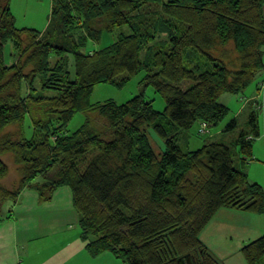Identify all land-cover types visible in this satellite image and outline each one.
<instances>
[{"label": "trees", "instance_id": "trees-1", "mask_svg": "<svg viewBox=\"0 0 264 264\" xmlns=\"http://www.w3.org/2000/svg\"><path fill=\"white\" fill-rule=\"evenodd\" d=\"M97 19L104 25L92 26ZM124 26L129 32H119L113 42L84 48L87 39L98 41L103 31ZM161 32L167 44L153 47ZM8 42L16 63L5 61ZM230 43L234 57L212 53ZM186 48L199 61L190 67ZM263 48L264 0H51L42 30L16 26L9 0H0V179L8 171L1 159L6 153L20 176L13 190L0 185V205H12L25 187L48 201L67 186L90 256L111 253L122 264H179L185 256L193 264H223L200 233L221 207L264 214V187L248 180L245 167L255 159L251 146L261 105L248 102V130L232 146L206 140L191 150L178 136L195 122L196 135H211L210 127L229 111L219 96L251 85L264 68ZM141 69L144 84L163 98L162 110L142 93L122 103L90 102L95 84L121 87ZM183 79L194 82L182 89ZM78 111L84 122L66 133ZM236 124L233 116L222 131ZM11 125L16 132L6 130ZM150 133L163 141L159 152ZM233 146L240 167L233 163ZM9 212L0 213V221ZM239 251L246 264H264V234Z\"/></svg>", "mask_w": 264, "mask_h": 264}, {"label": "rangeland", "instance_id": "rangeland-1", "mask_svg": "<svg viewBox=\"0 0 264 264\" xmlns=\"http://www.w3.org/2000/svg\"><path fill=\"white\" fill-rule=\"evenodd\" d=\"M10 4L16 26L33 27L38 30L46 27L50 17V0H10ZM103 25L104 21L101 19H97L92 22V26L96 28ZM119 32L127 33L129 32V29L124 26L121 28H115L111 32L103 31L98 41L87 39L84 48L87 51L99 49L113 42ZM152 44L153 47H159L161 44H167L166 35L163 32L157 34V38L152 42ZM229 47H232L231 43L224 47L218 46L217 49L212 53H214L215 56L225 55L229 58H232V55L234 57L235 54L232 50H230ZM144 54L145 49L141 51V57H143ZM4 56L5 61L9 64L12 62L16 63L18 60V54L13 50L12 44L10 42H8L4 47ZM23 59L24 55L21 57V62ZM184 59L185 65L188 67L195 65L198 61V58L196 57L195 52L192 48H186L184 52ZM199 60L207 63V58L205 57H200ZM30 67L31 66L25 67L24 71H27L28 69H30ZM68 69H70L71 71L73 70L72 57L71 59H69ZM144 74L145 70L141 69L135 75L130 76V78L121 87L105 82L95 84L90 95V102L95 103L105 100H113L116 103H122L128 100L130 97L142 93L143 97L146 100H152L153 108H155L156 110H162L164 107V100L158 93L154 91L153 87L144 84ZM258 77L259 75H257L251 85L247 87V91H245L246 89L244 90V93H223L219 96L218 101L228 106L229 111L218 125L210 127L211 135H196L195 133L198 122H195L188 129L180 130L178 142L182 146L187 147L191 150L200 147L206 140H219L229 145L232 144L231 142L238 137L241 130H248V115L250 112V107L246 105L242 108L243 101L241 98L243 97V94L248 93V90L256 89L255 81ZM193 82L194 81L192 79H183L178 82V85L182 89H186L190 87ZM260 83L257 87V95L261 94L264 91V89L260 87ZM263 97L264 96L260 97L262 102H264ZM262 114L263 113H261V110H259L258 120L261 119ZM233 116H236V126L233 129L222 131V128ZM84 119L85 116L82 112H75L72 118L65 125L64 131L66 133H72L84 122ZM17 128L18 127L16 125H11L7 127L6 130H8L9 132H16ZM23 128L25 136H30L32 133V127L30 126V120L28 116H26L25 118V124ZM150 140L152 148L155 150V152H159L160 150H162L164 145L162 140L156 137L153 133H150ZM233 152V163L235 166L240 167L241 164L238 155V146H233ZM1 159L7 165L8 171L7 174L0 179V185L7 189L13 190L17 186L20 178L18 165L14 162L11 153L1 155ZM250 165V162H248V164H245V167H247L246 170L250 169ZM83 166L84 164L82 163L81 167ZM262 172L264 173V167H262ZM263 176L264 174H260V177H256V175L251 173L249 178H257V180L264 186ZM40 179L41 178H36L35 181ZM8 205V200L3 201V203L0 205V213H4ZM260 219H262L263 221V229H261L262 226H260L259 224ZM262 234H264V214H253L251 212L233 209L230 207H221V209L213 215L208 224L203 228L200 233V238L206 244V246L207 239L212 242L211 244L216 248L214 254L219 260H221L223 264H246L239 251V248L243 244ZM110 255L116 261L122 264L119 259H116L112 254ZM108 264L113 263L111 261H108ZM114 264H117V262Z\"/></svg>", "mask_w": 264, "mask_h": 264}, {"label": "crops", "instance_id": "crops-1", "mask_svg": "<svg viewBox=\"0 0 264 264\" xmlns=\"http://www.w3.org/2000/svg\"><path fill=\"white\" fill-rule=\"evenodd\" d=\"M258 75L255 81L256 89L248 90V93L240 98L248 99L242 102V108L248 105L249 101L257 99L263 113L258 120L259 135L254 138L253 141L256 142H252L251 146V154L255 159L250 162V169L246 170L250 182L261 184L257 178H249L251 173L256 177L264 174V102L260 98L264 96V91L259 95L256 92L258 84L264 78V68ZM9 205L4 211V216L7 215L8 209L10 216L0 221V264H108V261L119 263L111 257V253L92 257L86 252L80 237L79 215L72 205L71 192L67 186H59L48 201L39 200L37 191L25 187L10 208ZM259 224L262 226V219ZM211 243L207 239V247L214 253L216 248Z\"/></svg>", "mask_w": 264, "mask_h": 264}, {"label": "water", "instance_id": "water-1", "mask_svg": "<svg viewBox=\"0 0 264 264\" xmlns=\"http://www.w3.org/2000/svg\"><path fill=\"white\" fill-rule=\"evenodd\" d=\"M179 264H193V261L189 256H185V258L178 259Z\"/></svg>", "mask_w": 264, "mask_h": 264}, {"label": "built area", "instance_id": "built-area-1", "mask_svg": "<svg viewBox=\"0 0 264 264\" xmlns=\"http://www.w3.org/2000/svg\"><path fill=\"white\" fill-rule=\"evenodd\" d=\"M260 87L264 89V81L260 83ZM205 129H206V124H205V123H202V124L199 126V131H200V132H203Z\"/></svg>", "mask_w": 264, "mask_h": 264}]
</instances>
